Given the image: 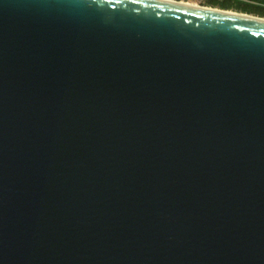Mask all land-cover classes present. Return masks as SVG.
Returning a JSON list of instances; mask_svg holds the SVG:
<instances>
[{"label":"water","instance_id":"obj_1","mask_svg":"<svg viewBox=\"0 0 264 264\" xmlns=\"http://www.w3.org/2000/svg\"><path fill=\"white\" fill-rule=\"evenodd\" d=\"M0 264H264V17L0 0Z\"/></svg>","mask_w":264,"mask_h":264},{"label":"trees","instance_id":"obj_2","mask_svg":"<svg viewBox=\"0 0 264 264\" xmlns=\"http://www.w3.org/2000/svg\"><path fill=\"white\" fill-rule=\"evenodd\" d=\"M207 5L264 17V0H208Z\"/></svg>","mask_w":264,"mask_h":264},{"label":"built area","instance_id":"obj_3","mask_svg":"<svg viewBox=\"0 0 264 264\" xmlns=\"http://www.w3.org/2000/svg\"><path fill=\"white\" fill-rule=\"evenodd\" d=\"M166 1H175V2L186 3V4H194V6L210 7L207 5L208 0H166ZM219 1H222V0H219Z\"/></svg>","mask_w":264,"mask_h":264},{"label":"bare ground","instance_id":"obj_4","mask_svg":"<svg viewBox=\"0 0 264 264\" xmlns=\"http://www.w3.org/2000/svg\"><path fill=\"white\" fill-rule=\"evenodd\" d=\"M189 5H192L193 6L194 4H189Z\"/></svg>","mask_w":264,"mask_h":264},{"label":"flooded vegetation","instance_id":"obj_5","mask_svg":"<svg viewBox=\"0 0 264 264\" xmlns=\"http://www.w3.org/2000/svg\"><path fill=\"white\" fill-rule=\"evenodd\" d=\"M209 6V5H208ZM211 7V6H210ZM212 8H215V7H212Z\"/></svg>","mask_w":264,"mask_h":264},{"label":"rangeland","instance_id":"obj_6","mask_svg":"<svg viewBox=\"0 0 264 264\" xmlns=\"http://www.w3.org/2000/svg\"><path fill=\"white\" fill-rule=\"evenodd\" d=\"M232 1H235V0H232ZM212 8V7H211Z\"/></svg>","mask_w":264,"mask_h":264}]
</instances>
